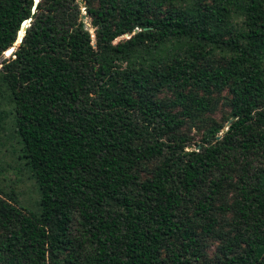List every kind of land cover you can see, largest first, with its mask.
Here are the masks:
<instances>
[{
  "label": "trees",
  "instance_id": "1",
  "mask_svg": "<svg viewBox=\"0 0 264 264\" xmlns=\"http://www.w3.org/2000/svg\"><path fill=\"white\" fill-rule=\"evenodd\" d=\"M81 1L93 45L78 0H0L38 195L0 190V264H264V0Z\"/></svg>",
  "mask_w": 264,
  "mask_h": 264
},
{
  "label": "rangeland",
  "instance_id": "2",
  "mask_svg": "<svg viewBox=\"0 0 264 264\" xmlns=\"http://www.w3.org/2000/svg\"><path fill=\"white\" fill-rule=\"evenodd\" d=\"M82 4L79 3V12L81 14V21L84 22V28L90 34V44L94 43V29L90 25V19L86 16ZM30 23V22H29ZM29 23L21 26L24 30L28 27ZM122 39H125L122 36ZM118 41H112L110 45H113ZM12 58L9 55L5 58L8 61ZM1 70V64H0ZM4 91V87L0 85V92ZM168 95L162 93L159 94V98L166 97ZM226 98V94L221 93L217 98V105L212 117L214 120L219 121L223 125V131L226 129L228 121L225 122V118L228 115V109L223 104V99ZM12 107L8 103L6 95L0 94V190L9 195L17 204L31 211H36V204L38 195L35 188L34 180L24 166L22 160L17 158L18 144L17 139L12 131ZM189 139V145L185 148V151L195 150V144L198 143L200 138V131L195 128H191L185 133ZM216 243H209L206 250V255L212 257L215 250Z\"/></svg>",
  "mask_w": 264,
  "mask_h": 264
},
{
  "label": "water",
  "instance_id": "3",
  "mask_svg": "<svg viewBox=\"0 0 264 264\" xmlns=\"http://www.w3.org/2000/svg\"><path fill=\"white\" fill-rule=\"evenodd\" d=\"M38 1L39 0H33V5H32V7H31V12H34V9H35V5L38 3ZM78 2L80 3V4H82V1L81 0H78ZM30 22V19H27L26 21H23L22 23H21V26L22 25H25L26 23H29ZM24 28H22V30H21V27H20V29L16 32V37H15V40H14V43H13V45H12V47H10V48H8L1 56H0V62L2 61V60H4L13 50H14V47L16 46V45H18L20 42H21V40H22V37H23V35H24ZM18 36H19V38H18ZM124 36V38L126 39V38H128L127 37V35H123ZM17 38H18V40H17ZM122 38V36H120V37H118V40H120Z\"/></svg>",
  "mask_w": 264,
  "mask_h": 264
},
{
  "label": "bare ground",
  "instance_id": "4",
  "mask_svg": "<svg viewBox=\"0 0 264 264\" xmlns=\"http://www.w3.org/2000/svg\"><path fill=\"white\" fill-rule=\"evenodd\" d=\"M18 38H19V36H18ZM18 38H17V40H18Z\"/></svg>",
  "mask_w": 264,
  "mask_h": 264
}]
</instances>
